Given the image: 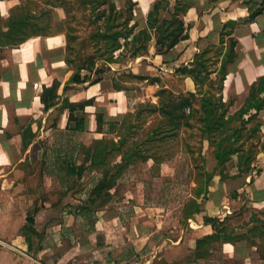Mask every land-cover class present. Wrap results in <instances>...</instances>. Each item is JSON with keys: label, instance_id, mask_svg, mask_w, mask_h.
<instances>
[{"label": "crops", "instance_id": "obj_1", "mask_svg": "<svg viewBox=\"0 0 264 264\" xmlns=\"http://www.w3.org/2000/svg\"><path fill=\"white\" fill-rule=\"evenodd\" d=\"M14 1H0V18L19 5ZM160 1L111 0L119 10L125 9L127 3L133 4L129 26L134 25L135 32L146 28L148 13ZM177 1L187 9L179 17L188 26L185 40L168 53L158 54L155 32H152L147 52L111 63L97 83H92V77L76 86L71 102L92 101L85 107L81 132L66 130L68 113L60 111L62 98L47 111L40 103L43 87L48 88L57 80L60 83L57 95L62 96V89L70 78L64 45L54 43V35L31 39L22 56L26 58L20 61L10 64L7 59L0 60V242L3 244L0 245V264H199L217 255L227 259L225 263L229 264H246L256 259L264 263L253 251L249 234L236 242L213 244L217 249L209 251L207 258L197 259L195 255L196 242L213 234L204 217L222 221L226 216L234 217L242 209L249 211L244 218L249 230L264 225V150L246 173L224 171L227 178L222 180L217 172L214 173L202 211L184 218L182 209L178 230L173 226V229L161 231L165 217H169L167 211L149 205L150 198L162 197V194L151 195L147 191L150 184L166 178L163 169L168 162L165 161H137L128 165L102 205L98 200L91 204L95 198L90 195L91 189H84L77 199L71 198L69 186L73 182L81 183L89 172L85 171L80 179L65 175L63 169L70 166V153L74 150L64 139H79L74 146L78 150V160L76 162L72 156V161L77 167L83 164L87 167L90 163L84 162L81 148H90L95 142H117L123 136L127 116L133 111L131 101L151 99V104L157 106L158 97L152 95L154 91L172 90L175 95L194 93L184 81L180 82L181 91L177 93L160 75L170 77L177 69L188 67L195 54L209 45H218L224 25L236 24L231 37L237 43V58L229 67L222 89V102H230L228 115L245 104L250 86L264 77V11L253 21L246 22L248 5L251 2L261 4L262 0H168L159 10V18L170 21L177 10ZM64 20L63 10L52 9L54 25ZM227 39L225 37V41ZM128 69L136 75L159 76L160 82L145 86L153 90L151 93L131 99L125 88L127 83H122L124 86H119L120 89L113 86L121 84L118 77L128 73ZM215 74L211 77L215 78ZM187 83L193 85L191 79ZM97 118H101L99 124ZM150 118L154 122L161 119L158 113L151 114ZM257 119L264 122V109ZM25 130H28V138H33L23 148ZM263 140L264 137L261 142ZM119 160L120 157L114 164ZM139 165L146 167V177L143 173L136 181L129 179L128 174ZM157 166L160 172L150 171ZM59 169L64 174L55 177L53 172ZM132 181L137 190L127 191L125 187ZM194 183L196 186L197 182ZM140 186H145L147 191L140 192ZM121 187L124 188L122 192ZM190 200L198 203L202 199L195 195ZM252 215L256 219L254 222L250 219ZM28 218L32 223L27 222Z\"/></svg>", "mask_w": 264, "mask_h": 264}, {"label": "trees", "instance_id": "obj_2", "mask_svg": "<svg viewBox=\"0 0 264 264\" xmlns=\"http://www.w3.org/2000/svg\"><path fill=\"white\" fill-rule=\"evenodd\" d=\"M0 1H9V0H0ZM19 5L14 6L8 11V18L3 20L0 18V24L4 29H0V50L7 48L18 47L27 41L34 38H43L51 36L50 30L54 24L51 21L52 9H56L50 1L44 2L47 9H40L38 12L34 10L31 11L29 5L34 3V0H19ZM96 2V8L99 9L100 6L107 5L105 10L98 12L97 20L101 26L97 30H102L105 28V31L98 34L97 40L102 43V51L106 53V56H102L99 59L110 64L115 62H120L122 59L126 58L125 48L129 42L133 43L132 49L133 53L129 58H134L136 55L147 52V44L151 40L152 32H155V46L156 52L158 54H165L172 50L179 42L185 40L188 37L187 29L188 26L184 24L181 18H179V13L184 14L187 9L180 5L177 1V10L172 16L170 21L159 18V10L163 8L168 0H161L157 2L153 9L147 15L146 28L143 30H138L135 32V26H129V21L131 20L132 14V3H127L126 7V16L121 22H118V19H122L120 15L118 16L116 7L114 4H108L107 2L100 0H91ZM111 1V0H110ZM212 1V0H211ZM257 5H260L257 7ZM52 8V9H51ZM63 10L64 14L66 13L65 9L61 6L57 7ZM264 11V0L261 4H256L251 2L248 5V20L246 22L253 21L258 15ZM66 15V14H65ZM66 18V16H65ZM118 18V19H117ZM65 23V20L64 22ZM62 24V23H61ZM60 25V24H59ZM236 26L235 23H228L224 25L223 29L219 34V43H218V55L221 56L220 67L216 72L215 80L211 81L209 78L212 72L206 68V64L209 63L207 58L208 51L203 50L200 53H197L193 57L192 63L188 67H182L175 71V73H180L183 76H188L195 85H201L202 77L207 78L210 83L217 86V99L215 100L210 94L203 95L202 91L199 93H180L174 95L171 91L168 90H159L158 91V104L154 106L149 104V114L158 113L161 120L163 117H166V107H173L172 112H178L175 116L174 129L177 130L180 125L183 127H188V117L184 114L186 110L190 108V103L194 99H199V109L202 114L203 129L204 134L212 136L211 142L214 143V149L212 152L213 158L216 162V165L213 169V172L209 174V179L205 182V192L201 195L202 202L207 200V195L209 193L208 186L211 182V179L214 173L220 175L221 180L227 178L224 175L225 165L230 162L231 156H239V174L246 173L250 171L249 160L246 161L243 159V156L240 154L239 150L231 147L229 144L230 139H237L239 136L238 131H233L230 135L225 138L218 140L221 134L224 133L229 124L235 119L241 122L246 126L250 121L257 119L259 112L264 109V77L258 79V81L251 85L249 88V94L245 101V104L233 115H228V105L226 106L222 102V89L223 82L226 75L229 73L230 65L234 64L235 59L237 58L236 41L231 37V33ZM225 37H228L227 42H225ZM226 46L225 50L224 47ZM119 52L118 56L115 57L114 54ZM64 60L66 66L69 65V62L66 60L64 55ZM83 69L78 68L77 71L73 72L68 81L65 83L62 89V96L57 95V91L60 87V83L57 80H54L50 87H43L42 93L40 95V103L43 105L45 111L56 105L57 101L62 98L60 111L66 110L68 113V122L66 125V130L75 133L81 132L84 128V119H85V107L92 103L91 100L83 102H71L70 98L76 93V86L81 85L87 81H90L94 76L92 83H97L100 80L101 75L104 73L102 71H89L88 75L82 74ZM203 74V76H202ZM91 75V76H90ZM115 89H120L116 83H114ZM263 94V96H261ZM167 95L169 101L166 103L162 101V97ZM171 95V96H170ZM167 105V106H166ZM220 112H219V111ZM254 111L253 115H250L247 120L244 121V116L248 114L249 111ZM176 121H181L178 123ZM101 122V118H97V124ZM159 123L157 125L160 124ZM259 125L255 127L252 133H257L259 131ZM156 127V126H155ZM152 127L151 129H153ZM157 129L159 127H156ZM155 128V129H156ZM27 131V132H26ZM172 131V130H170ZM127 118L125 120V129L123 136L117 141H102L95 142L90 148L82 147V154L84 155V162H89L90 164L87 167H84V164L81 166H75L73 163V151L70 153L69 164L70 166L63 169L65 175L70 178L80 179L85 171H93V168L100 167V178L97 180L96 184L90 190L91 197H95L94 200H91V204L96 203L98 200L99 204L102 205L107 201L109 196L108 191L112 189L117 179L121 176L123 171L131 163L137 161H146L147 157L140 156L137 146H131L129 151L123 152L125 138L127 136ZM28 130L23 132L22 136V146L25 148L29 141L33 138H28ZM152 136L149 134L148 137ZM238 140V139H237ZM228 143L227 145H225ZM145 144V143H141ZM139 145V144H138ZM264 150V146L262 148ZM138 151V152H137ZM120 157V162L114 164L111 162V156ZM57 159V158H56ZM244 166L242 171L240 167ZM219 168V171H217ZM59 171H62L59 169ZM242 171V172H241ZM201 184L200 181H197V187ZM196 197L200 196L198 193H195ZM202 205L199 206L195 200H190L189 203L184 205L183 216L188 218L194 214H198L202 211ZM233 216H226L222 221L216 218L204 217L205 224H210L213 229V234L203 237L196 242V258L203 259L210 256L209 251L216 250L217 247L213 244L221 242H236L240 239H243L244 233L240 234L234 230H228V223ZM251 221H256L255 217L251 216ZM27 222L32 223L30 218L27 219ZM257 223V222H256ZM227 226V227H226ZM248 232L255 234L257 232V226L251 228ZM257 253L259 257L264 260V246L261 250H258Z\"/></svg>", "mask_w": 264, "mask_h": 264}, {"label": "rangeland", "instance_id": "obj_3", "mask_svg": "<svg viewBox=\"0 0 264 264\" xmlns=\"http://www.w3.org/2000/svg\"><path fill=\"white\" fill-rule=\"evenodd\" d=\"M47 1H50L54 6H56V8L59 6L63 7L66 11L65 23H62L60 25L55 24L52 27V30H50L49 32L54 35V43L64 45L65 57L69 62L67 69L70 73V76L73 72L77 71L78 68L83 69V75H88L89 71H107L108 65H110L111 63L108 64L99 59L102 56L105 57L106 53L102 51V43L98 42L97 40L98 34L105 31V28L102 30H97L101 27L99 25V21L97 20V14L98 12L105 10L107 8V5L100 6L99 9H92L93 7L96 8V2L91 0H34V3L32 5H29V8L31 9V11L34 10L35 12H38L41 8L47 9L44 4V2ZM100 1L107 2L108 4H114L110 0ZM14 2L19 4L20 1L16 0ZM116 10L118 13L117 15H120V17H122V19L117 18L119 20L118 22H121L127 14L126 8ZM180 15L183 14L180 12L179 17ZM8 16L9 15L7 13L5 17H3V20H6ZM58 16L59 13L55 14L54 18H57ZM0 29H4L2 24H0ZM29 42L30 40L18 47H13L12 49L7 48L2 51L0 50V60L4 58L7 59V62L12 64L14 62L22 60L24 57L26 58V56H22L26 53ZM132 46V42H129L127 44L125 48L127 56L126 58H129V56L133 53ZM149 46L150 43L147 44V49H149ZM218 47V45H209L206 49H204L208 51L207 58L209 60V63L206 64V68L214 73L219 69L222 60L221 56L218 55ZM124 59H122L121 61H123ZM3 65H5V62L3 63ZM1 68L2 63L0 62V70ZM126 71L128 73H121L118 77L121 84L117 83V86H124L122 83H127L125 88L129 92V97H131V99H136V97H143L146 92L151 93V91L153 90L148 88L146 89L145 86L147 87L150 84L152 85L153 83H159L161 79L159 76H145L141 73L136 75L132 73L131 69H128ZM213 74H211V76ZM160 76L163 77L162 80H164V82L171 84L173 86V89L177 93H180L181 91L180 82L184 81V85L191 86V90H193L194 93H199V91H202L203 95L205 94L209 96L210 94L215 100L217 99V86L210 83V81H208L207 78L203 76V74L201 82L202 84L200 86H197L194 83L193 85H190L189 83H187V80L190 78L188 76H183L180 73H174L170 75V77H164L163 75ZM211 76L209 77L211 81L215 80L216 74L215 78H212ZM93 78L95 79L96 77L93 76ZM145 79H149L147 83H144ZM168 91L172 92V90ZM152 95H154V97H157L158 90L154 91ZM261 96H263V94ZM169 98L170 97H167V95H164L162 97V101L166 103L167 100L169 101ZM133 101H131L133 111L127 116L128 132L125 138L123 152L129 151L130 147L134 145L138 147V151L140 150V156L147 157L146 161L149 160L153 161L154 163H160L163 161L168 162L166 168L163 169L166 178L162 179V181H156V184H150L148 191L145 190V186H140V192L145 190L151 195L156 193H159L160 195L162 194V197L160 199H158L156 195L154 199L150 198L149 205L159 207L160 209H164L165 211H167L166 216L169 217H165L166 223L162 224V226L164 227L161 231L173 229V226L178 230L181 223V220L179 218L180 211H182L185 204L189 203L191 197L195 196V193H198L200 195L198 197L203 199L201 195L205 192V182L209 179V174L211 173V171H213L216 165V162L212 155L214 149V143L211 142L212 136L204 134L202 121L203 116L199 109V99L192 100L190 103V108L184 112L185 115L189 116L187 120L188 127H183L182 125H180L177 130L174 129V123L176 120L175 116L178 114V112L171 113L173 107H166L167 116L163 117L162 120L160 119L161 122L159 125H157L159 122L152 121L153 118H150L151 114H149V111L151 110V108H149V104L152 103V100L149 99L147 101L142 99V101H138L136 103H134ZM225 105L229 106L230 102L225 103ZM253 114L254 111H249L248 114H246L247 117L246 119L244 118V121ZM24 119L27 120L28 117L25 116ZM149 121H151L150 125H147ZM176 122L181 123V121ZM259 124V131L253 134L252 131ZM26 125L27 123L25 122L23 126L25 127ZM155 126L159 128L157 129ZM152 127L154 128L151 129ZM233 131L239 132V136L237 137L238 140L235 138L234 140L230 139L229 143L231 144L229 145L239 150L240 154L243 156V159L246 160L244 164H246V162L249 160V166L250 168H252V166L257 161L258 154L261 150H263L262 148L264 146V140L261 142L262 138L264 137L263 120L255 119L254 121H250L246 126H244V124H241L238 118H235L226 128L224 133L221 134L218 140L225 138ZM149 134H152V136L148 137ZM78 140L77 138L64 139V141H66V144H68V147L74 150L73 157L76 162L78 160V150L74 146L75 143L77 144V142H79ZM142 142L145 144H141ZM227 144L228 143H226L225 145ZM49 155L51 156V154ZM239 156L240 155L231 156L230 162L226 163L224 171H229V173H239ZM117 159L118 156L114 155L111 156L110 160L111 162H115ZM159 168L160 167L157 166L154 167V169H150V171H153L154 174H157V172H160ZM240 168L242 171L244 170V166H241ZM100 170L101 168L99 166L93 168L92 173L88 171L89 173H86L84 175V179L81 183L73 182V184L69 186L70 190L72 191L71 198L77 199L78 195H80V192H82L84 189H92L97 182L98 173L100 172ZM217 171H219V168H217ZM145 172L146 167H142L139 165L138 167H134L133 171L130 172L128 176L129 179L133 178V180L136 181L137 179L141 178L140 176H142L143 173L145 175V178ZM53 173L55 177H59V175L64 174L59 170H55V172ZM135 181L129 182L127 186L125 183V189L127 191H135ZM197 181L201 182L198 187L197 185L195 186L194 183ZM123 190L124 188L121 187L120 192H122ZM198 203L199 206L203 204L202 201ZM248 212V210H239L237 212V215H234V217H232V219L229 221L228 230H234V232L236 231L240 234H249L253 251L255 250L257 252L264 246V225L259 224L257 226V232L255 234L248 232L250 227L249 225H247V223L244 222V218L248 215ZM160 213L162 214V212ZM153 224H156V222H153ZM154 228H156V226H154ZM226 261L227 259H224L223 257H219V255H217L215 256V258L210 259L208 262H199V264H229L225 263ZM246 264L264 263L256 259Z\"/></svg>", "mask_w": 264, "mask_h": 264}, {"label": "built area", "instance_id": "obj_4", "mask_svg": "<svg viewBox=\"0 0 264 264\" xmlns=\"http://www.w3.org/2000/svg\"><path fill=\"white\" fill-rule=\"evenodd\" d=\"M0 245H3V244L0 242Z\"/></svg>", "mask_w": 264, "mask_h": 264}, {"label": "bare ground", "instance_id": "obj_5", "mask_svg": "<svg viewBox=\"0 0 264 264\" xmlns=\"http://www.w3.org/2000/svg\"><path fill=\"white\" fill-rule=\"evenodd\" d=\"M143 7V6H142Z\"/></svg>", "mask_w": 264, "mask_h": 264}]
</instances>
